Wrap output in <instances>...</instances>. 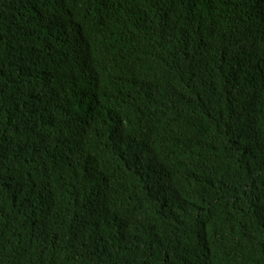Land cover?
Listing matches in <instances>:
<instances>
[{"label":"trees","instance_id":"obj_1","mask_svg":"<svg viewBox=\"0 0 264 264\" xmlns=\"http://www.w3.org/2000/svg\"><path fill=\"white\" fill-rule=\"evenodd\" d=\"M0 264H264V0H0Z\"/></svg>","mask_w":264,"mask_h":264}]
</instances>
